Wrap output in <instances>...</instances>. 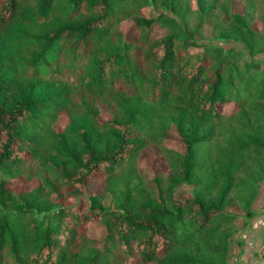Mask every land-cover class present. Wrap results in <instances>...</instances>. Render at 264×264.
<instances>
[{"label": "trees", "instance_id": "obj_1", "mask_svg": "<svg viewBox=\"0 0 264 264\" xmlns=\"http://www.w3.org/2000/svg\"><path fill=\"white\" fill-rule=\"evenodd\" d=\"M0 171V264H226L264 179V0H0Z\"/></svg>", "mask_w": 264, "mask_h": 264}, {"label": "rangeland", "instance_id": "obj_2", "mask_svg": "<svg viewBox=\"0 0 264 264\" xmlns=\"http://www.w3.org/2000/svg\"><path fill=\"white\" fill-rule=\"evenodd\" d=\"M234 9L236 11H241L242 7L239 4H234ZM146 12H148V9H146ZM253 26L255 29L259 28L258 27L259 24H254ZM121 27H122V30L126 34H128L129 36L132 34L133 31L131 29L130 22L122 23ZM153 32L157 36H159L163 33V31L161 29H159L157 26H154ZM224 110H232V107L231 106H225ZM99 117L102 120H106L110 117V114H109L107 108L104 107L100 110ZM67 122H68V117L64 114L58 118V120L54 124V126L57 130H62L64 128V126L67 124ZM168 145L177 149V150L183 151V145L178 141V137L175 134H173L171 139L168 141ZM165 170H166V165L163 161H157V160H154V159L148 158V157L143 158L140 161L139 166H138V171H139V174H140L142 179H149V178L153 177L155 174H157L158 172H162ZM0 173H2V171H0ZM8 184H9L11 190L16 191V192H22V191L31 190L36 185V180L32 181L29 184H23L19 180H13V181H10ZM191 190H192L191 185L181 184L175 188L174 192L176 194H178L180 192H185V193L189 192L190 193ZM245 194L247 195L249 193H245ZM243 199H245V197ZM243 199H242V201L239 200V206L241 205V203H243ZM251 200H252L251 205H250L251 211H254V205L255 206L260 205L264 201V179L258 183V185L256 187V192L253 195V197L251 198ZM257 202L258 203L260 202V203L257 204ZM66 203L71 204L74 202L73 201H67ZM103 204L105 205V207L107 209H113L114 208L113 196L111 194H107L103 200ZM80 206L82 208L86 207V200L85 199H83L81 201ZM235 212L237 213L235 226L237 228H241L243 225L242 222H243V217L245 216L244 215L245 213L240 208H238ZM89 234L91 236H93L95 239H97L98 242H101L103 239L104 228L100 227L96 230L90 231ZM235 235H236V233H235ZM235 235L233 236V238L230 242V249H229L226 264H258L255 260V258L258 256L262 262L261 254H262V252H264V249L260 250L261 248H259V246H260L259 238H258V240H256V238H253V244H252L251 249L249 251V252H251L253 250V252H255V258H254V253H253V255H251V253H250L248 258L245 259V261L242 258L235 260V254H233V249H232L233 248V240L236 239V237H237ZM262 240L264 241V236H263ZM90 252H91L90 250L86 251L84 253V256L82 257V260L85 259L90 254Z\"/></svg>", "mask_w": 264, "mask_h": 264}, {"label": "crops", "instance_id": "obj_3", "mask_svg": "<svg viewBox=\"0 0 264 264\" xmlns=\"http://www.w3.org/2000/svg\"><path fill=\"white\" fill-rule=\"evenodd\" d=\"M259 203L257 202V204ZM253 213L254 216L251 217L249 224L245 227L243 226L244 228L241 227L235 235L237 236L236 239L233 240L232 249L233 254H235V260L242 258L245 261L250 253L251 255L254 253L255 258V252H253V250L249 252L253 244V238H256V240L259 238L260 250L264 247V241L262 240L264 236V201L260 205H254ZM255 260L258 264H262L259 256L256 257Z\"/></svg>", "mask_w": 264, "mask_h": 264}]
</instances>
